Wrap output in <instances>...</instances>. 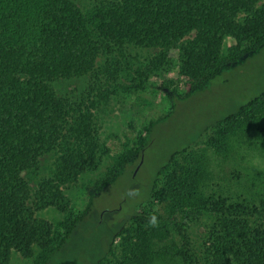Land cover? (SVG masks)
Here are the masks:
<instances>
[{"label":"trees","instance_id":"1","mask_svg":"<svg viewBox=\"0 0 264 264\" xmlns=\"http://www.w3.org/2000/svg\"><path fill=\"white\" fill-rule=\"evenodd\" d=\"M262 47L264 0H97L85 12L73 0H0V264L13 253L50 264L91 222L94 195L143 155L158 118L133 121L131 148L113 156L103 121L117 101L164 89L156 81L171 73L190 94ZM247 132L264 151V86L170 153L94 264L117 238L124 264H264V178L257 197L207 193L206 160L190 150L207 134L224 153ZM103 168L75 210L81 180ZM46 209L63 219L39 217Z\"/></svg>","mask_w":264,"mask_h":264},{"label":"rangeland","instance_id":"2","mask_svg":"<svg viewBox=\"0 0 264 264\" xmlns=\"http://www.w3.org/2000/svg\"><path fill=\"white\" fill-rule=\"evenodd\" d=\"M84 12L91 10L97 0H73ZM157 85L164 89H150L117 101L113 112L103 121V133L111 154L131 148L132 122H146L158 118L149 146L143 155H137L113 183L93 197L91 222L79 225L66 245L51 259L50 264H94L102 255L112 232L133 213L132 206L143 195L156 169L171 152L195 141L201 130L215 118L250 99L264 86V47L245 56L237 63L227 65L203 87L190 94L188 83L171 73L160 76ZM173 94H177L175 96ZM173 104V109L169 108ZM204 135L190 150L203 153L208 177L204 182L207 193L236 194L257 197L264 178V151L256 135L247 132L231 137L227 152L219 153L207 145ZM105 169L95 175L85 176L81 182L85 189L73 195L75 210H81L96 180L103 177ZM128 178H131L130 180ZM138 190H140L138 192ZM142 192V193H141ZM149 201L145 205H149ZM163 210V205H153ZM39 217L57 223L63 216L53 210L41 211ZM121 259V240L115 239L110 253L102 264H124ZM9 264H31L18 253H13Z\"/></svg>","mask_w":264,"mask_h":264},{"label":"clouds","instance_id":"3","mask_svg":"<svg viewBox=\"0 0 264 264\" xmlns=\"http://www.w3.org/2000/svg\"><path fill=\"white\" fill-rule=\"evenodd\" d=\"M148 226L149 227H156V226H158V219H157V217L156 216H151V217H149V219H148Z\"/></svg>","mask_w":264,"mask_h":264}]
</instances>
